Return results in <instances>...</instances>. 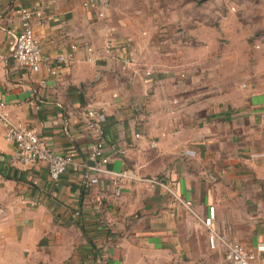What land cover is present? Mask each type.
I'll return each instance as SVG.
<instances>
[{"label":"crops","instance_id":"crops-1","mask_svg":"<svg viewBox=\"0 0 264 264\" xmlns=\"http://www.w3.org/2000/svg\"><path fill=\"white\" fill-rule=\"evenodd\" d=\"M120 1L0 0L5 113L73 159L58 182L44 163L16 164L0 121V264H228L201 223L211 206L217 227L264 264V221L251 213L240 233L247 201L236 197L244 166L253 175L263 162L264 80L209 84L184 58L193 47ZM22 7L43 13L33 26L50 62L36 73L11 57ZM87 110L104 131L105 165L90 159Z\"/></svg>","mask_w":264,"mask_h":264},{"label":"rangeland","instance_id":"rangeland-1","mask_svg":"<svg viewBox=\"0 0 264 264\" xmlns=\"http://www.w3.org/2000/svg\"><path fill=\"white\" fill-rule=\"evenodd\" d=\"M121 3L133 6L135 20L139 16L145 23L159 27L167 24L174 39L193 47L194 53H186L184 58L191 71L198 69L209 84L236 81L241 88L245 83L253 85L264 80V0H121ZM197 54L199 61L193 62L192 57ZM261 161L253 175L248 174V165L241 170L245 189L236 193V197L247 203L237 207L240 233L247 234L243 226L250 223L251 213L255 215L254 224L264 221V157Z\"/></svg>","mask_w":264,"mask_h":264},{"label":"built area","instance_id":"built-area-1","mask_svg":"<svg viewBox=\"0 0 264 264\" xmlns=\"http://www.w3.org/2000/svg\"><path fill=\"white\" fill-rule=\"evenodd\" d=\"M17 13L21 20V30L11 57L19 68L35 73L39 72L42 67H47L50 62L44 57L33 26L34 19L42 22L43 13L39 9L23 7ZM107 49H111L110 44L107 45ZM72 51H76L75 46L72 47ZM70 60L71 58L69 57L60 56L58 63H68ZM55 74L56 72L52 71V75ZM43 84H46V82H43ZM5 109L6 103L0 98V121L4 129L5 138L13 142L16 147L13 161L25 167H31L39 162L44 163L48 166L51 180L58 182L66 174L68 168L73 165L72 157L53 152L32 128L22 123H12L9 116L5 113ZM81 116L85 120L87 127L97 135V141L90 152V159L99 165L101 163L105 165L108 160L102 158L104 131L97 121L96 113L93 110H87L81 113ZM99 165H95L91 170L108 173ZM153 183L163 186L158 181ZM168 191L173 194L170 189ZM184 205L191 210V202H184ZM216 221L217 211L214 206H211L208 208V214L201 218V223L207 232L210 249L216 251L219 247H222L228 264H259V256L254 252L248 251L241 243L227 238L217 227Z\"/></svg>","mask_w":264,"mask_h":264}]
</instances>
